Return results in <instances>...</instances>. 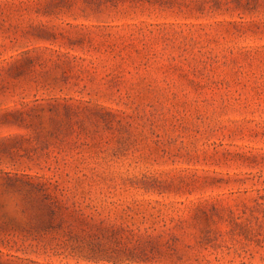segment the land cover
Masks as SVG:
<instances>
[{
  "label": "rangeland",
  "instance_id": "rangeland-1",
  "mask_svg": "<svg viewBox=\"0 0 264 264\" xmlns=\"http://www.w3.org/2000/svg\"><path fill=\"white\" fill-rule=\"evenodd\" d=\"M0 264H264V0H0Z\"/></svg>",
  "mask_w": 264,
  "mask_h": 264
}]
</instances>
